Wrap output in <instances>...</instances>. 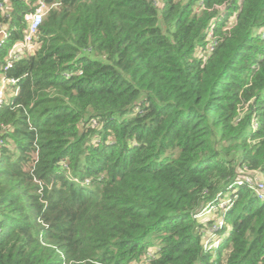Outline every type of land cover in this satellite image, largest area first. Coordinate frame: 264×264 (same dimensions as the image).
Listing matches in <instances>:
<instances>
[{
	"label": "trees",
	"instance_id": "16d2710c",
	"mask_svg": "<svg viewBox=\"0 0 264 264\" xmlns=\"http://www.w3.org/2000/svg\"><path fill=\"white\" fill-rule=\"evenodd\" d=\"M9 1L0 75L37 0ZM47 1L5 73L0 264H264L237 183L264 176V0Z\"/></svg>",
	"mask_w": 264,
	"mask_h": 264
},
{
	"label": "built area",
	"instance_id": "2783aa9c",
	"mask_svg": "<svg viewBox=\"0 0 264 264\" xmlns=\"http://www.w3.org/2000/svg\"><path fill=\"white\" fill-rule=\"evenodd\" d=\"M60 4L59 2L50 5L47 0H37L35 3V8L25 15V19L27 21V29L24 34V37L17 41L12 48L9 50L8 55L6 57V63L3 66V72L0 75V107L5 102L9 87L12 88V91L17 92L16 85L19 81L17 78L6 76V71H8L15 63L16 60L30 55L34 53L35 48V40L40 33V27L44 21L45 15L51 6H57ZM11 10V4L9 0H0V15H7ZM8 25L5 23H0V48L4 43L5 39L9 35ZM2 85V86H1ZM256 125V123H255ZM249 170L243 174V176L238 180V184H246L250 188H252L258 197L264 199V181L261 180L259 175H253V173H249ZM230 202V199L222 201L219 205L208 207L204 209L202 214L204 215L207 212L210 213L213 210L221 209L222 215L219 216L216 220V224H214L211 231L215 233L218 228L222 227L224 224L223 212L225 210L226 205ZM220 241L219 238L209 239L206 241L205 246L211 247L215 244H218Z\"/></svg>",
	"mask_w": 264,
	"mask_h": 264
},
{
	"label": "rangeland",
	"instance_id": "374dc122",
	"mask_svg": "<svg viewBox=\"0 0 264 264\" xmlns=\"http://www.w3.org/2000/svg\"><path fill=\"white\" fill-rule=\"evenodd\" d=\"M36 46V45H35ZM35 49V48H34ZM2 86V85H1ZM12 91V88L11 87H9V89H8V92L10 93ZM259 177L262 179V180H264V176L263 175H259Z\"/></svg>",
	"mask_w": 264,
	"mask_h": 264
}]
</instances>
